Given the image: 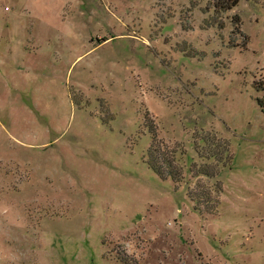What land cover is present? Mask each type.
<instances>
[{
	"label": "rangeland",
	"instance_id": "374dc122",
	"mask_svg": "<svg viewBox=\"0 0 264 264\" xmlns=\"http://www.w3.org/2000/svg\"><path fill=\"white\" fill-rule=\"evenodd\" d=\"M215 1L0 0V264H264V0Z\"/></svg>",
	"mask_w": 264,
	"mask_h": 264
},
{
	"label": "trees",
	"instance_id": "16d2710c",
	"mask_svg": "<svg viewBox=\"0 0 264 264\" xmlns=\"http://www.w3.org/2000/svg\"><path fill=\"white\" fill-rule=\"evenodd\" d=\"M239 0H216L214 7L217 9H220L221 11H227L231 10L233 7L237 5ZM236 19V22L234 23L239 24L238 17H234ZM239 30V28H238ZM254 85L256 87L257 91H260L262 95L257 98L258 106L261 108L262 111H264V80H258L254 82ZM157 147L155 145H151L148 149V160L147 165L149 168L156 173L160 178L170 177L173 180H175V174L176 172L172 171V161L165 157H159L158 156ZM161 159V161H160ZM220 191V189H219Z\"/></svg>",
	"mask_w": 264,
	"mask_h": 264
}]
</instances>
